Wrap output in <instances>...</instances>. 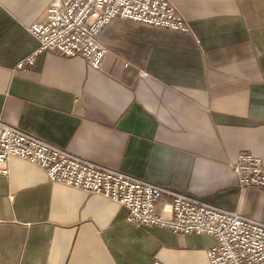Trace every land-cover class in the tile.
<instances>
[{"label": "crops", "instance_id": "1", "mask_svg": "<svg viewBox=\"0 0 264 264\" xmlns=\"http://www.w3.org/2000/svg\"><path fill=\"white\" fill-rule=\"evenodd\" d=\"M189 33L115 18L97 70L41 52L26 28L56 0H0V118L97 164L264 223V191L230 168L264 164V0H169ZM0 175V264H202L206 234L136 227L100 194L11 157ZM169 197L157 204L167 212Z\"/></svg>", "mask_w": 264, "mask_h": 264}, {"label": "built area", "instance_id": "2", "mask_svg": "<svg viewBox=\"0 0 264 264\" xmlns=\"http://www.w3.org/2000/svg\"><path fill=\"white\" fill-rule=\"evenodd\" d=\"M57 1V0H56ZM27 32L37 48L15 64L28 71L41 52L86 60L88 69L100 67L105 47L100 33L115 18L171 31L189 33V27L169 0H58ZM19 158L44 170L49 182L100 194L124 206L126 222L136 227H157L179 234H206L215 244L202 264H264V223L234 211L219 209L174 189L159 186L106 167L38 136L11 126L0 118V175L9 158ZM230 168L239 188L264 191V164L248 152L237 154ZM169 197L167 212L157 204ZM156 264V263H154Z\"/></svg>", "mask_w": 264, "mask_h": 264}, {"label": "water", "instance_id": "3", "mask_svg": "<svg viewBox=\"0 0 264 264\" xmlns=\"http://www.w3.org/2000/svg\"><path fill=\"white\" fill-rule=\"evenodd\" d=\"M55 5H57V6L59 5V2H58V0L56 1V4H55Z\"/></svg>", "mask_w": 264, "mask_h": 264}]
</instances>
